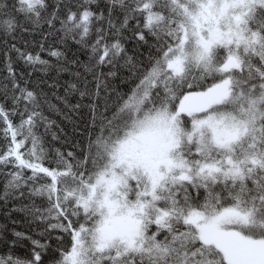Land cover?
Instances as JSON below:
<instances>
[{"label":"snow or ice","instance_id":"obj_1","mask_svg":"<svg viewBox=\"0 0 264 264\" xmlns=\"http://www.w3.org/2000/svg\"><path fill=\"white\" fill-rule=\"evenodd\" d=\"M102 3L0 0V95L12 102H0V200L26 201L6 214L69 235L53 264H264V0ZM43 25L42 41L72 40L88 60L44 42L35 53L17 47ZM130 38L147 54L130 52ZM13 52L73 79L47 84L49 99L21 85ZM81 108L79 154L48 146L62 133L52 114L77 126ZM13 235L10 247L31 240V255L0 253V264H43L47 242Z\"/></svg>","mask_w":264,"mask_h":264},{"label":"trees","instance_id":"obj_2","mask_svg":"<svg viewBox=\"0 0 264 264\" xmlns=\"http://www.w3.org/2000/svg\"><path fill=\"white\" fill-rule=\"evenodd\" d=\"M77 0H71V3L75 4ZM101 7H103V3L101 0ZM75 10V9H73ZM63 15V11L61 12ZM135 24V21L130 22V27ZM59 25L57 24V28ZM42 32H48L47 25H43L40 30L35 32H30L28 34H24L22 38L18 37L15 41L18 48H25L28 51L33 53L40 51L38 48V44L42 41ZM125 36H130V33H125ZM27 41L28 43L25 45L23 42ZM12 41H8L11 43ZM45 43V47L54 46V47H61L63 50L64 48L67 49L68 52V59L72 60L73 58H78L82 62H86L88 60V52L86 49H82L80 45L75 43L72 40H69L66 45L61 44L60 40L56 36L50 35L48 40ZM151 43V41L149 42ZM127 47L130 52L134 50L143 51L145 55L148 51V46L145 45L141 47L137 42L133 39H128ZM6 50V44L4 43V38L0 36V81L7 76V71L5 68V55L4 52ZM41 56L44 59L52 60L53 64H55V58L49 57L47 52H41ZM12 60H13V67L16 69L17 73H22L23 78L21 79V85L23 86L24 81H28L29 88L40 87L43 89L45 93H49V99H51V92L52 89L47 87V84H50L54 79L58 80L61 85L65 81H72V76L68 73H61L57 75L55 69H50L47 74L41 73L39 71H33L30 65L25 64V62L17 57V55L13 52L11 53ZM107 71V69H104ZM28 73H32L30 76ZM121 75H125V73H121ZM19 78V77H18ZM91 80V77H89ZM112 83L119 84V80H114ZM92 87L93 85H89ZM121 91H127V88H121ZM63 86H61L56 94L62 95L63 94ZM72 103L80 102V98L78 95H73L70 97ZM0 102H5V98L3 95H0ZM89 101L85 99L82 101L83 104H87ZM52 103H57L55 100H52ZM6 108L12 107V102L10 99L5 102ZM61 107H63L61 105ZM46 114H48L46 112ZM78 119L74 117L75 123L77 126H74L72 122L64 120L61 116L57 114H52V119L56 120L59 129H62V133H60V139L53 141L51 136H47L46 140L48 142V146L56 149H60L63 152L67 151H77L76 145L82 144L85 139V125L88 120V109L81 108L80 112L78 113ZM14 122L19 121V116L12 117ZM81 126V127H80ZM42 131V129H41ZM5 144L3 139H0V147ZM77 154L78 151H77ZM46 166H49L46 164ZM54 166V165H52ZM3 183L4 178L0 176V194H2L3 190ZM26 201H9L5 204L2 200H0V225H3L4 228L0 230V253H4L7 251L14 252L15 254L21 257H30L32 251V243L31 240L28 239H21L17 241L15 247H10L11 241L16 240L17 238L13 235L14 232H22L26 233L27 235L31 236L35 240H39L42 243L47 242L49 244V248L45 254H42V261L43 264H53V260L57 258L56 249L58 247L67 248L70 246L71 240L67 233H63L60 230L50 231L47 234H41L44 229L43 224H39L33 222L30 217H28L25 213L21 211H11L12 208H19L22 206V203ZM41 201L38 199L37 204H40ZM57 237H62L61 240H57Z\"/></svg>","mask_w":264,"mask_h":264},{"label":"bare ground","instance_id":"obj_3","mask_svg":"<svg viewBox=\"0 0 264 264\" xmlns=\"http://www.w3.org/2000/svg\"><path fill=\"white\" fill-rule=\"evenodd\" d=\"M81 127V126H80Z\"/></svg>","mask_w":264,"mask_h":264}]
</instances>
